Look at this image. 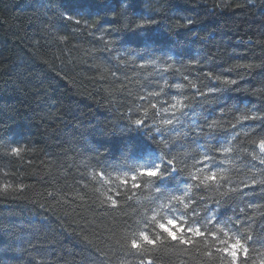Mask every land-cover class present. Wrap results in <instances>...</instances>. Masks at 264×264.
Instances as JSON below:
<instances>
[{
	"label": "trees",
	"instance_id": "16d2710c",
	"mask_svg": "<svg viewBox=\"0 0 264 264\" xmlns=\"http://www.w3.org/2000/svg\"><path fill=\"white\" fill-rule=\"evenodd\" d=\"M184 18L195 23L177 27ZM175 96L187 110L169 135L160 105ZM252 113L264 114V0H0V264H229L221 241L248 222L242 208L264 201L247 188L264 176L254 147L264 119L243 122ZM157 165L154 183L125 189ZM212 172L215 184H196ZM190 184V207L170 206ZM154 213L209 235L134 252L141 232L161 238ZM254 227L248 264H264V217Z\"/></svg>",
	"mask_w": 264,
	"mask_h": 264
},
{
	"label": "snow or ice",
	"instance_id": "6c2138e0",
	"mask_svg": "<svg viewBox=\"0 0 264 264\" xmlns=\"http://www.w3.org/2000/svg\"><path fill=\"white\" fill-rule=\"evenodd\" d=\"M132 3V0H127V6H130ZM124 11V8H121V12ZM117 15V14H116ZM66 19H72V17H66ZM183 24H177V27H187L192 23H195L194 20L190 18H184ZM79 23L80 21H76ZM149 23H156V21H146L141 20L137 27H143L146 26ZM63 38V37H61ZM196 64L198 62L194 61ZM155 61H147V64L140 65V68L142 70H146L148 67H156ZM171 67V66H169ZM246 67L251 69L254 67L252 64H248ZM162 72H165L166 69H161ZM210 79H214L218 83H221L225 86L228 85H236L238 82L235 79H227L223 80L222 76L217 74H209ZM161 80H165L166 83H170L167 81V77L165 75L160 76ZM157 88H160V92H162L164 95L169 96L170 90H165L164 88H161L159 84L156 85ZM171 87H174L175 89H182L184 87L181 83H174L171 84ZM160 92H150L149 97L151 96H158L160 95ZM172 93V92H171ZM173 94V93H172ZM212 93H208L207 95H211ZM175 95V93L173 94ZM144 97H142L143 99ZM167 103L169 104V107L165 108L163 104L160 105L161 109L164 112L171 111L172 115L171 117L164 119L162 118L163 125L167 126L166 128H159L158 131H162L167 134H171L175 131V125L176 121L172 119L173 116L178 117L181 115L184 111L187 110V100L183 97L175 96L174 99L168 100ZM152 109H156V104L150 105ZM178 113V114H177ZM147 115V112L145 113ZM154 118V117H153ZM252 119H264V114H258V113H252L248 116H245L243 118V122H247V120ZM131 122L135 126H145L146 121L142 118L140 119H134L131 120ZM217 126V122L213 121L210 124L211 128H215ZM174 142V138H173ZM160 143L166 147L170 148V142L168 138H165L160 141ZM254 147L258 150L260 157H264V137H261L256 140ZM227 152H231L230 149L225 150ZM22 152V149L19 146H14L10 149V154L14 156H19ZM259 159V158H258ZM167 165L170 166L171 171H179L180 169L177 167V164L180 163L176 159L169 158L166 160ZM261 163H264V161H261ZM162 172V165H157L153 168H143L141 167L138 172L134 173L131 177H127L123 181V185L125 189H128V181L131 180V189H141L142 185L151 182L154 183V180L156 178H159L163 175ZM191 175V174H190ZM218 180L217 174L215 172H212L208 175H204L202 178H196V184L202 185V186H210L212 184H215ZM247 188L256 190L257 192L264 193V176H261L257 179H253L251 183L247 184ZM159 189L156 188V194L159 193ZM192 191V185L187 186V191L185 193H181L180 195H171L167 197L169 201V205L171 206L173 203H179L181 204L185 209L189 208L190 205L188 203V193ZM113 200H115V197H113ZM114 207H118V204H114ZM241 212H244L248 218V222L246 224H243L242 230L239 235H236L234 238H231L230 240L221 241L225 245L223 248H218L217 251L222 253L224 256H226L229 260V264H248V261L250 259V247L251 245H254V243L250 244V242H253L256 239V233H255V221L264 217V201H259L256 203H249L246 205L245 208L241 209ZM153 219H159L158 213H154ZM156 227L159 229V231L162 233V236L159 240L152 237L150 234L146 232H141L139 234V237L137 239H134L130 243V247L134 252H139L144 246H150L151 248H157L162 245L168 244V245H183V246H189L194 247L195 242L198 240H202L204 237L208 236L209 234L206 232H203L200 228H188L186 224L182 220L179 219H159V222L156 224ZM185 233H188L191 236V239L188 238V236L185 235ZM215 239L216 237L213 236ZM264 245V243H262ZM252 251H255L253 248ZM205 255L211 259L213 253L212 252H206ZM241 256H243V261H241ZM143 264H155V261L153 259H147L143 262Z\"/></svg>",
	"mask_w": 264,
	"mask_h": 264
},
{
	"label": "rangeland",
	"instance_id": "374dc122",
	"mask_svg": "<svg viewBox=\"0 0 264 264\" xmlns=\"http://www.w3.org/2000/svg\"><path fill=\"white\" fill-rule=\"evenodd\" d=\"M129 161L133 162V160H132V159H130Z\"/></svg>",
	"mask_w": 264,
	"mask_h": 264
}]
</instances>
